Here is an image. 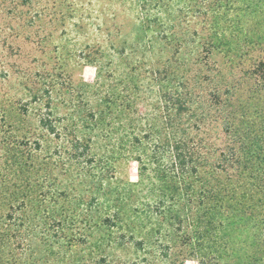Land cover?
Masks as SVG:
<instances>
[{"label":"rangeland","instance_id":"1","mask_svg":"<svg viewBox=\"0 0 264 264\" xmlns=\"http://www.w3.org/2000/svg\"><path fill=\"white\" fill-rule=\"evenodd\" d=\"M222 1V7L218 0L203 1L210 9L209 20L218 15L219 32L234 47L256 46V17L238 3L230 7ZM140 18L136 0H0V218L6 207H18L23 192L34 204L43 196H59L65 162L62 118H76L77 111L89 115L95 102L92 90L107 56L116 61L120 56L115 51L126 49L128 64L118 59L117 75L129 88L121 94L131 101L139 97L136 102L143 111L153 109L148 92L153 66L141 48L135 50L142 41ZM191 25L202 27L198 19ZM222 56L217 59L224 64L229 57ZM112 83L111 78L109 91ZM48 117L57 127L54 134L42 126L41 119ZM123 137L109 134L108 128L102 132L97 151L106 158L97 163L109 167L104 175L95 164L73 165L71 176L80 193L86 199L99 197L94 219H78L77 226L72 219H0V264H150L147 247L134 245L142 238L163 243L178 239L176 248H154L156 264H169L167 255L175 251L187 256L182 264L244 262L242 254L251 253V227L242 228L243 233L241 223L227 225L228 220L213 218L225 209L218 199L207 200L211 194L202 202L196 199L201 219L183 223L181 229L152 215L149 192L137 186L140 165ZM206 175L218 194L222 178ZM190 182L199 190L197 179ZM97 213L111 222L96 229ZM188 233L199 241L182 243Z\"/></svg>","mask_w":264,"mask_h":264},{"label":"trees","instance_id":"2","mask_svg":"<svg viewBox=\"0 0 264 264\" xmlns=\"http://www.w3.org/2000/svg\"><path fill=\"white\" fill-rule=\"evenodd\" d=\"M136 1L142 41L135 50L141 48L153 66L148 91L154 99L153 109L143 111L136 102L139 97L131 101L121 94L129 88L118 78V59L128 64L126 49L115 51L120 56L116 61L113 55L107 56L92 90L95 102L89 115L77 111L76 118H62L59 134L65 162L59 196H43L34 204L23 192L18 207H6L0 219H72L77 221L75 226L78 219H94L93 207L99 197L86 199L71 175L74 164H95L103 175L107 172L109 167L97 163L106 158L97 145L108 128L109 134L122 133V141L139 163L137 186L149 192L147 205L160 223L181 229L183 223L201 219L196 199L202 202L211 194L207 200L218 199L225 209L213 218L226 219L227 225L241 223V229L251 227V253L242 254V264H264V0H224L230 7L240 4L247 15L257 19L256 46L250 43L246 49L234 47L222 36L220 18L216 15L209 20L205 0ZM218 2L222 7L223 1ZM193 19L200 20V29L191 25ZM220 55L229 57L224 64L217 59ZM111 78L114 86L109 91ZM49 118L41 123L54 134L57 127ZM207 173L222 178L218 194ZM191 178L200 183L199 190ZM18 211L22 212L15 217ZM96 219V229L111 222L98 213ZM194 238L199 241L188 233L182 243L192 245ZM177 240L163 243L142 238L134 245L138 249L146 246L144 250L152 256L149 263L156 264L159 255L153 254L154 248L158 244L176 248ZM183 253L167 255L169 264H182L187 257Z\"/></svg>","mask_w":264,"mask_h":264}]
</instances>
